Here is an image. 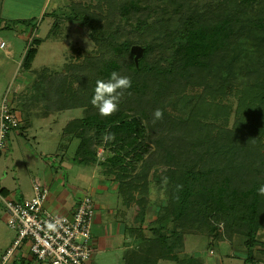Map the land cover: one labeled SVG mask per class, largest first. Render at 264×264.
I'll use <instances>...</instances> for the list:
<instances>
[{
    "label": "trees",
    "instance_id": "obj_1",
    "mask_svg": "<svg viewBox=\"0 0 264 264\" xmlns=\"http://www.w3.org/2000/svg\"><path fill=\"white\" fill-rule=\"evenodd\" d=\"M63 1L71 11L56 15L48 38H68V23H75L88 29L94 47L86 51L72 46L65 64L55 61L35 68L39 48L48 38L32 39L21 68L35 75L34 87L42 91L26 101L18 98L16 107L24 128L30 127L32 120L26 119L37 109H50L33 103L59 105L57 90L47 85L55 81L63 88L68 85L69 98L60 100L61 107L86 111L85 117L64 128V139L80 140L73 160L95 164L99 149L105 147L106 159L99 164L110 175L131 177L120 189L128 207L145 178L140 174L152 164L174 172L166 185L167 202L159 207L157 221L151 222V235L132 230L136 248L124 257V264H159L167 259L204 264L179 257L185 251V236H204L212 243L221 226L226 235L243 239L245 264H264V196L258 194L264 185V54L262 66L244 85H236L232 67L223 78L216 72L223 60L237 58L234 52L247 35L264 30V0H221L216 6L209 4V13L194 14L173 9L167 0ZM4 4L0 0V19ZM166 16L176 18L177 27L166 31L168 51L160 55L155 53L157 44L145 42L142 35L147 28H160ZM36 20L17 23L28 26ZM134 46L145 50L138 67ZM112 72L130 77L132 87L121 97L118 111L102 117L91 99L96 81H107ZM157 109L163 118L154 123ZM152 145L147 169L137 172ZM25 259L13 264H30Z\"/></svg>",
    "mask_w": 264,
    "mask_h": 264
},
{
    "label": "rangeland",
    "instance_id": "obj_2",
    "mask_svg": "<svg viewBox=\"0 0 264 264\" xmlns=\"http://www.w3.org/2000/svg\"><path fill=\"white\" fill-rule=\"evenodd\" d=\"M218 1L221 0H178V2H175L174 0H167V3H169L173 9L177 8L178 10L185 11V13L194 14L201 11L209 13L207 10L209 9V4L216 6ZM44 3L45 0H7V10H2V19H0V44L4 43L5 48L4 46L1 47L0 45V64L3 66L2 71H0V84H3L2 88H0V98H3L8 91L12 92V89L16 91L22 76H26L27 79L26 86L20 91L18 90L19 100L21 97H23L24 101H26L29 95H34L36 93L35 91H42L40 86L34 87L35 75L22 70L21 67L24 57L21 61H19V59L26 49L29 48L30 41L32 39L34 40L35 38H42V40H45L48 38V33L51 30L56 15L68 14L71 11L69 3L63 0H48L46 9L39 10V7L42 5V7L45 6ZM34 11L37 13L35 15L37 20L33 21L31 25L26 26L17 23V20L20 19L27 20L33 18L31 16L33 15L32 12ZM213 14L218 15V12L213 11ZM6 15L13 17V21L15 22L14 25L9 22L11 20H9L7 23L8 19L5 18ZM177 17L179 18V16ZM175 27H177V19L166 16L163 22L160 24V28L151 27L147 28L143 32V40L148 43L153 42L157 44L155 49L156 54H166L168 48L167 44L165 43V34L167 30H172ZM21 28H26L28 30V33H26L28 36L27 40L20 41V39H22L19 37L22 36ZM67 28L71 29L68 38H62V40L48 38L46 42L42 43L39 48L38 56L34 62L35 68L52 64L55 61L57 63L65 64L67 61L66 53L71 52L70 48L72 46L82 47L86 51H91L93 49L94 45L87 38L88 29L75 23H68ZM262 37H264V30L253 31L251 34L247 35L243 39L240 46H237V49L234 52V55H237V58H234L233 56L228 60H223V65H220L218 69H216V72H221L219 73V76L222 78L225 77L229 73L230 67H232V70L236 74L237 86L244 85L249 80H251L258 69L262 66V62H264V60H261L262 62L260 61V58H263L264 54V50L262 49L264 45L261 43ZM6 75L8 76V82L5 84L4 82L6 80L4 79V76ZM51 80H55V78ZM50 84L47 86L53 87L57 90V92H55L54 89V92L55 96L59 98V100L56 99L59 102V105L57 104L56 106L53 101L49 102L45 100L33 103L32 105L33 107L45 105L50 109H54V113H52L53 110L51 111L50 109H37L31 119H26L27 121L32 120L33 124V126L29 128L28 133L31 145L37 147L45 146L48 148L47 151L44 152L43 158L40 159V161L43 163L51 159L53 149L55 147L57 148L59 143L58 139L60 137H58V139L55 138V131L57 135V132L59 133V131L62 130L59 145L61 146L64 144L66 149L71 147L69 149L68 156H74L77 147L80 145V140L73 138V140L70 141L69 137L64 139V128L69 121L75 118L85 117L86 115L85 109H65L61 107L60 100L64 101L68 100L69 98V93L67 91L69 89L68 85L67 88H63L64 86L61 87V83L59 81L50 82ZM60 93H62V96ZM12 97L13 94H10V99ZM17 99L18 98H15V103L13 102V106L16 105ZM55 108H60L61 110L55 111ZM17 113H20L19 109L17 110ZM52 129L54 131H52ZM36 136L37 140L33 139ZM4 151H1L2 155L7 152ZM153 151L154 148L152 145L151 150L145 154V158L138 162L136 169L137 172L147 169L148 166L146 160L153 156ZM65 154L66 152L61 154V156H64ZM98 154V160L95 164H79V166L97 168L98 172H103L100 173V176L107 182H111V186L117 188V193L120 198L119 200L121 201V208H119L117 213V220L122 224H125L127 231L132 238L130 249L135 252L136 237L133 236L135 232L133 233L132 230L141 229L145 236L151 235V222L157 221L159 207L166 204L167 202L166 185L173 179L174 172L167 167L152 164L153 167L148 169L147 173L140 174L145 178L140 182L139 187L133 191L135 200L133 204L128 207L124 203L120 189L122 187L121 185L128 181L131 177L121 178L118 173L113 175L108 174V172H106V168L99 164L106 159L107 150L105 147H101V149L98 151ZM128 160H130V158ZM15 162V165L19 167V162L16 160ZM79 166L78 169L80 168ZM1 167L2 164H0V168ZM133 175L134 173H132V177L136 176ZM92 198L95 197L92 196ZM123 218L126 220V222L123 220ZM8 237H12V232L6 228L5 224L0 225V246L1 242L6 241ZM216 237L223 240L221 241L215 238L211 243L212 240H209L204 236L189 234L186 235L184 242L185 251L181 253L179 257L181 259L195 258L198 261L204 262V264H245L243 257L245 256L246 252L244 249L245 246L243 244V239L240 237H231L228 234L226 235L224 226H221ZM262 237H264V235ZM118 238L122 239L123 236L119 235ZM258 239H260L259 236ZM116 246V249L112 251L109 257L105 256L103 258V254H99L97 256L98 264H120L118 256L121 254V251L119 250L118 246L121 245L119 240H117ZM233 255L235 257H232ZM159 264H175V262L167 259L162 260Z\"/></svg>",
    "mask_w": 264,
    "mask_h": 264
},
{
    "label": "crops",
    "instance_id": "obj_3",
    "mask_svg": "<svg viewBox=\"0 0 264 264\" xmlns=\"http://www.w3.org/2000/svg\"><path fill=\"white\" fill-rule=\"evenodd\" d=\"M44 4V7H42V5L38 9L45 10L48 5V0H45ZM6 5L7 0H5L3 10H7ZM32 14L31 17H35L37 13L34 11ZM5 18L14 20L10 15H6ZM21 29L22 36L19 37L22 39H20V41L27 40L28 36L26 33H28V30L26 28ZM24 53L19 61L24 57ZM2 69L3 66L0 64V71H2ZM7 77V75L4 76L6 80L4 82L5 84L8 82ZM26 79V76H22L16 91L13 89L12 92L8 91L11 95L13 94L12 100L14 103L15 98H19L18 90L20 91L26 86ZM2 85L3 84H0V88H2ZM3 99L4 97L0 98V104ZM13 108L16 111L18 110L16 105H14ZM18 114H20L22 118L21 113ZM24 126L25 123L22 121L19 128L13 129L12 132H10L7 148L4 151L7 152L4 155L0 152V164H2L0 168V225L5 224L6 228L12 232L11 238L8 237L6 241L1 242L0 262L3 255L12 246L16 238L15 230L10 228L7 223L6 202L10 199L25 201L33 198V185L34 182L38 180L47 184L49 188V197L46 201V208L57 216L72 217L79 201L84 196L88 195L95 197L92 198L96 205L95 208L97 209V217L93 227V243L96 249L94 263L98 264L97 256L99 254H103V258L105 256L109 257L112 251L116 249V242L119 240L121 245L118 246L121 251V254L118 256L119 262L120 264H124V257L133 254V251L130 249L132 238L125 224L117 220V213L119 208H121V201L119 200L117 188L111 186V182L104 180L100 176V173L103 172H98L97 168L80 167V163L73 160L76 153L73 157L68 156L71 147L66 149L65 145H59L62 130L59 131V133L57 132V135L55 131V138H60L58 139L59 143L57 148L55 147L53 149L51 159L45 163L41 162L40 159L43 158L44 152L47 151L48 148L45 146L37 147L31 145L28 133L29 128L33 126V124L26 128H24ZM52 131L54 130L52 129ZM33 139L37 140V136ZM65 152L66 154L61 156V154ZM15 160L19 162V167L15 165ZM78 166L80 167L79 169ZM2 189L4 191H1ZM119 235H122L123 238H118ZM19 253L22 254L24 259L26 258V263L48 264L38 261L33 256L29 242H25L20 247ZM232 257L235 256L233 255Z\"/></svg>",
    "mask_w": 264,
    "mask_h": 264
},
{
    "label": "built area",
    "instance_id": "obj_4",
    "mask_svg": "<svg viewBox=\"0 0 264 264\" xmlns=\"http://www.w3.org/2000/svg\"><path fill=\"white\" fill-rule=\"evenodd\" d=\"M1 47L4 43L0 44ZM22 118L13 108L10 92L0 104V152L7 148L10 132L21 126ZM34 197L6 202L8 226L15 230L16 238L3 255L0 264H13L21 260L20 247L30 243L33 256L48 264H95L96 249L93 243V227L96 208L91 196H84L73 216H57L46 208L49 197L47 184L34 182ZM56 224L54 230L49 224Z\"/></svg>",
    "mask_w": 264,
    "mask_h": 264
},
{
    "label": "clouds",
    "instance_id": "obj_5",
    "mask_svg": "<svg viewBox=\"0 0 264 264\" xmlns=\"http://www.w3.org/2000/svg\"><path fill=\"white\" fill-rule=\"evenodd\" d=\"M132 87L130 77L121 76L117 72H112L107 81L97 80L94 88V95L91 99V104L98 109L99 115L102 117H109L118 111L119 101L124 95L125 91ZM163 118V111L157 109L154 112V123L156 120ZM111 134L105 136L109 139ZM258 194L264 196V185L258 188ZM49 229L54 230L56 224H49Z\"/></svg>",
    "mask_w": 264,
    "mask_h": 264
},
{
    "label": "water",
    "instance_id": "obj_6",
    "mask_svg": "<svg viewBox=\"0 0 264 264\" xmlns=\"http://www.w3.org/2000/svg\"><path fill=\"white\" fill-rule=\"evenodd\" d=\"M132 53L135 55V61L137 66H139V61L143 57L144 49L140 46H134L132 48Z\"/></svg>",
    "mask_w": 264,
    "mask_h": 264
}]
</instances>
